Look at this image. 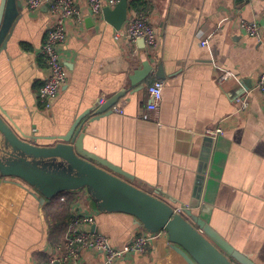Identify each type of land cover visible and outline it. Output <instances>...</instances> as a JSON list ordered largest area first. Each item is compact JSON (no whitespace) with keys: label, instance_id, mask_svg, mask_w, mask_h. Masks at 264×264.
Wrapping results in <instances>:
<instances>
[{"label":"crops","instance_id":"crops-1","mask_svg":"<svg viewBox=\"0 0 264 264\" xmlns=\"http://www.w3.org/2000/svg\"><path fill=\"white\" fill-rule=\"evenodd\" d=\"M19 1L0 50V109L13 124L0 115L10 128L47 146L82 125L84 150L175 208L194 205L193 213L235 250L264 264V95L256 91L264 70V0H142L144 8L129 7L120 30L143 13L154 47L115 41L120 30L102 14L92 16L87 0H73L78 16L66 22L58 48L66 80L49 109L39 107L37 93L48 74L39 50L51 19L46 6L30 12ZM241 22L255 23L259 40L243 33ZM224 73L231 77L220 82ZM156 80L164 84L158 125L140 119ZM245 92L248 107L238 111L234 100ZM215 130L214 138L207 135ZM87 200L82 190L42 199L19 180L2 178L0 264L45 263L63 251L68 225L81 213L93 215L113 248L142 235L131 216L97 213ZM80 259L99 264L102 256L82 251ZM116 264L186 262L162 236L146 255Z\"/></svg>","mask_w":264,"mask_h":264},{"label":"water","instance_id":"water-1","mask_svg":"<svg viewBox=\"0 0 264 264\" xmlns=\"http://www.w3.org/2000/svg\"><path fill=\"white\" fill-rule=\"evenodd\" d=\"M129 2L119 0L113 8H103L104 21L120 30L127 19ZM19 8V0L0 1V50L18 17ZM0 114L12 123L5 111L0 109ZM97 114L99 112L92 120H97ZM1 115L2 178L19 180L42 199L82 190L93 211L129 215L141 233L147 235L164 231L171 249L186 264H255L195 215L194 205L175 208L160 199L156 191L148 193L135 187L131 177L119 167L84 150L82 125L74 123L65 135L52 137L50 145L39 146L14 125L15 131L11 129ZM196 196L193 195L198 199ZM92 230L97 232L95 226Z\"/></svg>","mask_w":264,"mask_h":264},{"label":"built area","instance_id":"built-area-1","mask_svg":"<svg viewBox=\"0 0 264 264\" xmlns=\"http://www.w3.org/2000/svg\"><path fill=\"white\" fill-rule=\"evenodd\" d=\"M30 12L38 11L46 6L51 19L50 26L45 32L43 43L39 50V56L44 60L47 77L38 90L37 102L41 109H49L56 100L60 88L65 84L66 70L60 58L58 48L66 39V22L78 16L73 0H22ZM119 0H87L92 16L102 14L105 7L113 8ZM21 3V1H20ZM243 33L259 40V29L255 23L241 22ZM201 31V30H200ZM198 34H201L198 32ZM126 42L142 41L148 47L156 45V35L147 15L140 13L133 17L128 25L114 34V40ZM200 46L207 44V37L200 36ZM231 77L230 73L222 74L220 82ZM164 84L160 80L152 82L147 88V104L145 112L140 116L143 121L155 122L158 125V111L162 102V91ZM256 91L264 95V70L259 74ZM104 98L99 99L102 104ZM237 110L244 111L248 107L249 93L245 92L234 100ZM114 112H118L113 109ZM120 112V111H119ZM219 130L208 131L207 135L215 137ZM0 175V181H1ZM95 226L94 217L91 214H77L69 223L65 239V248L62 252L48 258L43 264H82L80 254L82 251H93L102 256L99 264H116L124 261L129 256L146 255L152 247V243L165 236L164 231L155 235H137L131 238L122 248H113L108 239L92 230Z\"/></svg>","mask_w":264,"mask_h":264},{"label":"trees","instance_id":"trees-1","mask_svg":"<svg viewBox=\"0 0 264 264\" xmlns=\"http://www.w3.org/2000/svg\"><path fill=\"white\" fill-rule=\"evenodd\" d=\"M129 7H132L135 11H138L140 8H144V3L142 0H131Z\"/></svg>","mask_w":264,"mask_h":264}]
</instances>
